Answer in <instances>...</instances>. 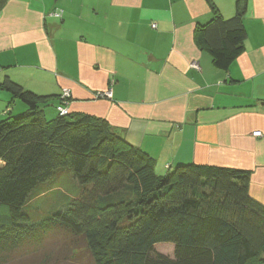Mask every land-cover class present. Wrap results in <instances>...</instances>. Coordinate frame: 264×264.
<instances>
[{
  "label": "trees",
  "instance_id": "obj_1",
  "mask_svg": "<svg viewBox=\"0 0 264 264\" xmlns=\"http://www.w3.org/2000/svg\"><path fill=\"white\" fill-rule=\"evenodd\" d=\"M247 3L237 0L229 19L211 3L195 27L219 70L243 51ZM0 91L10 96L0 109V264L51 247L36 264H68L59 257L82 248L90 264H264V206L250 196L249 172L187 164L159 174L105 120L61 115L70 100L47 119L54 97L9 78ZM63 186L69 196L51 206Z\"/></svg>",
  "mask_w": 264,
  "mask_h": 264
},
{
  "label": "crops",
  "instance_id": "obj_2",
  "mask_svg": "<svg viewBox=\"0 0 264 264\" xmlns=\"http://www.w3.org/2000/svg\"><path fill=\"white\" fill-rule=\"evenodd\" d=\"M236 1L0 0V83L54 97L56 114L68 91L69 113L105 120L159 174L187 164L249 172L264 206V0H247V39L227 71L193 38L211 3L229 19ZM9 101L0 91L2 108Z\"/></svg>",
  "mask_w": 264,
  "mask_h": 264
},
{
  "label": "rangeland",
  "instance_id": "obj_3",
  "mask_svg": "<svg viewBox=\"0 0 264 264\" xmlns=\"http://www.w3.org/2000/svg\"><path fill=\"white\" fill-rule=\"evenodd\" d=\"M64 90L62 91L61 95L59 96L61 99H59V101H64L63 100V97H64ZM19 104H22L19 102ZM2 108V104L0 103V109ZM47 110L49 112V115H47V119H51L50 117H55L57 116V114L55 113V111L53 109H51L50 107H47ZM49 117V118H48ZM58 189V188H56ZM72 188L71 187H62V189H58L57 191V195H56V199L53 198V201L51 203V206H58L59 204H62V201H63V198L62 196H69V191L67 190H71ZM61 192H63V195L61 194ZM37 200L35 201V204H36ZM64 202V201H63ZM50 206H47L46 208H48ZM44 214V213H43ZM162 245H169V244H162ZM161 246V245H159ZM54 248L57 249V246H53ZM51 248L49 249H46V251H41V252H38V253H34V254H29V255H26L22 260V262H24L25 264H36L37 262H40V260H44V256L51 253ZM54 249L53 252L56 253L57 252V255L58 253H60V249L56 250ZM82 251L80 252H76V253H70V252H64L62 254V256H60V261L66 259L67 263L68 264H90L88 260V255L84 252V249L82 248L81 249ZM157 251L159 253H162V254H165V255H169V256H172V249L171 247H160V248H157ZM85 253V254H84ZM21 263V262H20ZM18 262V264H20ZM23 264V263H22ZM52 264H54V262H52Z\"/></svg>",
  "mask_w": 264,
  "mask_h": 264
},
{
  "label": "built area",
  "instance_id": "obj_4",
  "mask_svg": "<svg viewBox=\"0 0 264 264\" xmlns=\"http://www.w3.org/2000/svg\"><path fill=\"white\" fill-rule=\"evenodd\" d=\"M59 17V15H57ZM152 28H155V25H152ZM194 68H198L197 66H193ZM65 94H64V97H63V103L64 104H67L66 101L68 99H70V93L68 91H64ZM95 98L96 99H110L111 98V91H107V92H104V93H97L95 95ZM58 111L61 115H66L68 113V110L64 107H60L58 108ZM254 137L256 138H259L261 137V133L260 132H257L255 134H253Z\"/></svg>",
  "mask_w": 264,
  "mask_h": 264
},
{
  "label": "bare ground",
  "instance_id": "obj_5",
  "mask_svg": "<svg viewBox=\"0 0 264 264\" xmlns=\"http://www.w3.org/2000/svg\"><path fill=\"white\" fill-rule=\"evenodd\" d=\"M68 100H70V99H68ZM68 100H67V101H68ZM67 106H68V105H67ZM67 114H68V113H67Z\"/></svg>",
  "mask_w": 264,
  "mask_h": 264
}]
</instances>
